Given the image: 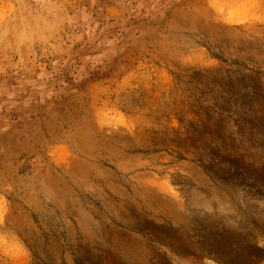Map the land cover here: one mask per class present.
<instances>
[{
	"label": "rangeland",
	"instance_id": "rangeland-1",
	"mask_svg": "<svg viewBox=\"0 0 264 264\" xmlns=\"http://www.w3.org/2000/svg\"><path fill=\"white\" fill-rule=\"evenodd\" d=\"M240 263L264 0H0V264Z\"/></svg>",
	"mask_w": 264,
	"mask_h": 264
},
{
	"label": "bare ground",
	"instance_id": "bare-ground-1",
	"mask_svg": "<svg viewBox=\"0 0 264 264\" xmlns=\"http://www.w3.org/2000/svg\"><path fill=\"white\" fill-rule=\"evenodd\" d=\"M256 254V253H255ZM256 256V255H255ZM257 256H258V254H257ZM256 259V258H255ZM245 261V260H244ZM237 262V261H236ZM239 262V261H238ZM241 264V263H240Z\"/></svg>",
	"mask_w": 264,
	"mask_h": 264
}]
</instances>
